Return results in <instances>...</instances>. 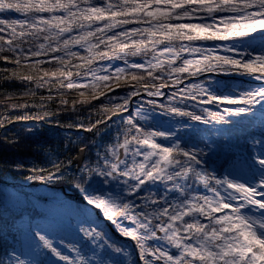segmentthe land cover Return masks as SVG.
<instances>
[{
	"label": "snow or ice",
	"instance_id": "snow-or-ice-1",
	"mask_svg": "<svg viewBox=\"0 0 264 264\" xmlns=\"http://www.w3.org/2000/svg\"><path fill=\"white\" fill-rule=\"evenodd\" d=\"M0 61V128L67 111L98 137L34 148L26 179L56 192L13 201L0 264H264V0H0Z\"/></svg>",
	"mask_w": 264,
	"mask_h": 264
},
{
	"label": "trees",
	"instance_id": "trees-1",
	"mask_svg": "<svg viewBox=\"0 0 264 264\" xmlns=\"http://www.w3.org/2000/svg\"><path fill=\"white\" fill-rule=\"evenodd\" d=\"M137 59V58H133ZM11 67L6 62L0 61V69L5 67ZM95 66V64L93 65ZM42 67L48 68V65H43ZM54 70V69H51ZM25 74H28L26 70ZM74 79L75 72H74ZM124 81H121V87L116 88L113 85V90L108 91L104 88L103 84L95 89H72V90H64L65 97L69 100V106L71 105V101L75 99H87L90 98L94 94H98L99 92H105L106 96H121L124 94L126 89L123 87ZM24 90V85H22L19 81H17L13 87L8 88L7 91L10 94H17ZM84 92V97H80L79 93ZM52 93L55 97L56 93V85H52ZM48 90L41 89L38 91V95L47 96ZM3 96H0V103H3ZM14 102H23V101H14ZM103 102V103H102ZM119 102V101H116ZM93 105L95 108H93ZM104 106L108 105V102L105 96H100L99 99H92L90 103L83 105V108H87L91 113V121H95L97 119H105V114L102 111ZM47 107L50 112L57 111L61 106L54 101H50L47 104ZM68 107V106H65ZM78 108L81 105H77ZM5 113V108L0 107V115ZM29 116H38L40 113L35 108L30 109H21L16 111H7V115L9 118H14L17 116L23 115ZM82 116L86 117L87 113L82 112ZM115 119V117H113ZM77 121L74 118V114L61 111L59 115L50 116L47 120L40 119H29L26 121H15L13 123L7 124L4 128H0V137L7 136L12 138L14 136L20 137L19 144L14 147L6 146L3 143H0V228H3L5 231L8 230L12 217L16 213L17 209L9 208L8 211L3 210V186L5 183V179L12 178L16 180H27L26 177L31 173L27 170L31 167L32 162L34 161L37 164H46L45 157L42 154H39L34 151V148L37 146H45L47 148L59 147L60 149V159H64L63 153L67 152L69 156H75L79 151V148L76 147L71 142L65 140V137L71 136L73 140L80 138L81 141H91L97 139L98 137L94 136L93 133L87 132L84 129H77L74 127H69L70 124H75ZM87 123V121H86ZM108 123H111L110 121ZM102 130L104 129V125H98ZM26 129H32L31 132H26ZM95 130H93L94 132ZM107 131H111L108 129ZM67 143V148H65V144ZM82 146V144H81ZM16 161H20L25 164L24 170H14L13 168L6 166L14 164ZM65 192H68L67 189H64ZM67 190V191H66ZM74 195H76L74 193Z\"/></svg>",
	"mask_w": 264,
	"mask_h": 264
},
{
	"label": "rangeland",
	"instance_id": "rangeland-1",
	"mask_svg": "<svg viewBox=\"0 0 264 264\" xmlns=\"http://www.w3.org/2000/svg\"><path fill=\"white\" fill-rule=\"evenodd\" d=\"M3 191H4V194L6 193L7 196L9 197L8 207L13 208L12 204L15 199H19L22 202H28L30 200H34L37 198H43V199H40V203H44L46 199L48 198L49 193L56 192V189L55 188L45 189L41 186H38L37 183L28 181V180H16L12 178H7L5 179ZM65 193H67L69 198H72L75 196L74 193L65 192V190L62 192H58L57 194L63 195ZM97 215H99V210H97ZM116 238L120 239V237L118 236ZM124 242L129 243V244L133 243L130 240V238H125Z\"/></svg>",
	"mask_w": 264,
	"mask_h": 264
},
{
	"label": "water",
	"instance_id": "water-1",
	"mask_svg": "<svg viewBox=\"0 0 264 264\" xmlns=\"http://www.w3.org/2000/svg\"><path fill=\"white\" fill-rule=\"evenodd\" d=\"M79 152V151H78ZM78 154V153H77Z\"/></svg>",
	"mask_w": 264,
	"mask_h": 264
}]
</instances>
